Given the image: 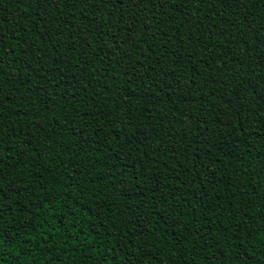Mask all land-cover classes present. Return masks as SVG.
<instances>
[{
  "label": "trees",
  "instance_id": "obj_1",
  "mask_svg": "<svg viewBox=\"0 0 264 264\" xmlns=\"http://www.w3.org/2000/svg\"><path fill=\"white\" fill-rule=\"evenodd\" d=\"M0 264H264V0H0Z\"/></svg>",
  "mask_w": 264,
  "mask_h": 264
}]
</instances>
